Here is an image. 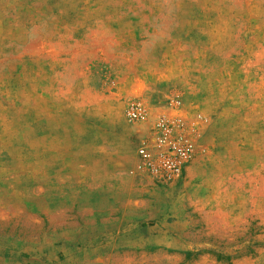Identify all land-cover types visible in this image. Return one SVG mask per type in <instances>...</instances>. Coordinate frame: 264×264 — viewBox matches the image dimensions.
Instances as JSON below:
<instances>
[{
    "label": "rangeland",
    "instance_id": "1",
    "mask_svg": "<svg viewBox=\"0 0 264 264\" xmlns=\"http://www.w3.org/2000/svg\"><path fill=\"white\" fill-rule=\"evenodd\" d=\"M0 264H264V0H0Z\"/></svg>",
    "mask_w": 264,
    "mask_h": 264
},
{
    "label": "built area",
    "instance_id": "2",
    "mask_svg": "<svg viewBox=\"0 0 264 264\" xmlns=\"http://www.w3.org/2000/svg\"><path fill=\"white\" fill-rule=\"evenodd\" d=\"M140 154L145 158L148 156L144 149L140 150ZM187 155L188 149L184 146L177 147L175 150L171 151H169L168 148L166 154L160 160V171L163 172V175L168 177L178 173Z\"/></svg>",
    "mask_w": 264,
    "mask_h": 264
}]
</instances>
